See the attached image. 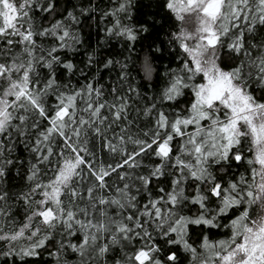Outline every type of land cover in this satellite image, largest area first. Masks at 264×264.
Instances as JSON below:
<instances>
[{
	"label": "snow or ice",
	"instance_id": "snow-or-ice-1",
	"mask_svg": "<svg viewBox=\"0 0 264 264\" xmlns=\"http://www.w3.org/2000/svg\"><path fill=\"white\" fill-rule=\"evenodd\" d=\"M0 264H264V0H0Z\"/></svg>",
	"mask_w": 264,
	"mask_h": 264
}]
</instances>
